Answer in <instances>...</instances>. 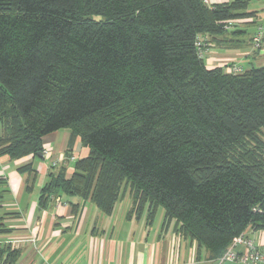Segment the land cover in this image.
I'll use <instances>...</instances> for the list:
<instances>
[{
	"label": "trees",
	"instance_id": "obj_1",
	"mask_svg": "<svg viewBox=\"0 0 264 264\" xmlns=\"http://www.w3.org/2000/svg\"><path fill=\"white\" fill-rule=\"evenodd\" d=\"M248 2L0 0V156L42 157L63 128L64 162L77 137L88 147L70 173L50 162L38 208L77 197L109 214L128 191L133 212L162 206L214 258L264 228V64L233 72L195 45L241 47L257 26ZM18 170L31 191L36 170ZM8 192L0 176V207ZM20 253L0 239V264Z\"/></svg>",
	"mask_w": 264,
	"mask_h": 264
},
{
	"label": "crops",
	"instance_id": "obj_2",
	"mask_svg": "<svg viewBox=\"0 0 264 264\" xmlns=\"http://www.w3.org/2000/svg\"><path fill=\"white\" fill-rule=\"evenodd\" d=\"M230 0H209L210 5ZM249 11L256 12L257 25L262 31L260 45L253 42L256 27L248 39L244 40V48H225L215 52L208 63L226 65L228 60L246 67L264 63V0H249ZM227 37V36H226ZM56 130L43 137V145L47 147V156L38 157L35 183L39 190L47 179L49 163L64 155L68 145L70 130ZM78 157L87 155L88 147L81 144L79 137L74 140L72 153ZM30 155L10 159L0 156V176L7 180L9 192L0 207V214L6 213L5 224L14 230L0 235L3 240L18 238L21 253L18 264H260L253 261H218L195 239L183 234L174 220L165 224L164 210L157 207L152 218H149L148 206L139 212L132 211V199L128 191L125 201L115 202L109 214L104 213L91 201L80 198L52 201L45 209L37 206V195L27 190L28 173L19 172L24 164H34ZM76 158V156H75ZM72 170V169H71ZM68 171V169H67ZM68 173V172H67ZM70 173V172H69ZM24 178V179H23ZM77 203L78 209H73ZM8 213L10 215H8ZM13 214V215H12ZM244 234L253 240L258 250L264 252V228L255 229L247 226ZM32 237L34 244L24 239ZM234 251L241 252L244 247L236 245Z\"/></svg>",
	"mask_w": 264,
	"mask_h": 264
},
{
	"label": "built area",
	"instance_id": "obj_3",
	"mask_svg": "<svg viewBox=\"0 0 264 264\" xmlns=\"http://www.w3.org/2000/svg\"><path fill=\"white\" fill-rule=\"evenodd\" d=\"M204 1L206 3H209V0H204ZM261 38H262V31L260 28H258L254 32V36H253V42L255 46L260 45ZM195 45L197 48V55L199 57H205L209 53L210 48H211L208 38L205 36L197 37L195 41ZM242 69H243L242 66L236 63H233L231 64V66H229V70L233 72H238V71L240 72ZM47 154H48V149L46 146L43 145L42 155L47 156ZM73 159H74L73 155L69 156V160H73ZM59 160L60 159H54L51 161V164L57 165L59 163ZM238 244L244 247L243 251L241 252L234 251L233 248ZM225 260L240 261L243 263L247 261H253L256 263L264 264V252L258 250L257 247L254 245L253 240L247 237L244 234V232H241L231 239V242L227 246L225 251L222 253L220 257H218V261H225Z\"/></svg>",
	"mask_w": 264,
	"mask_h": 264
},
{
	"label": "rangeland",
	"instance_id": "obj_4",
	"mask_svg": "<svg viewBox=\"0 0 264 264\" xmlns=\"http://www.w3.org/2000/svg\"><path fill=\"white\" fill-rule=\"evenodd\" d=\"M255 28V26H251V25H247L246 26V32H245V35H243L242 37H241V39H243V40H246V39H248V37L250 36V33H251V31L253 30ZM256 29V28H255ZM225 36H230L229 34H226ZM244 47H246V45H242L240 48H244ZM219 51H224V49H220V47H214L213 48V46H211V48H210V51H209V53L204 57L205 58V62L207 63V64H210V63H208L209 62V60L210 59H212V57H213V55L215 54V52H219ZM230 65L231 64H233V63H236V62H234L233 60H228L227 61ZM236 64H238V63H236ZM264 64V63H263ZM263 64H261V65H263ZM240 65L243 67V68H246V64L245 63H240ZM229 68V67H228ZM59 131H64V129H60ZM71 155H73L74 156V159H77L78 158V154L76 153V152H74V153H72ZM65 155H63V157L62 156H60V157H58L57 156V159H60L59 160V164H61V163H63L67 168L66 169H68V173L69 172H71L72 170V164H73V161L72 160H67V161H65L64 162V159H65V157H64ZM75 156H76V158H75ZM44 157V156H43ZM62 157V158H61ZM34 164H33V168H36V166L38 165V163L40 162L39 161V158L38 157H35L34 158ZM43 163H45V164H50L49 163V161L48 162H46V161H43ZM24 179V178H23ZM36 180V179H35ZM27 182L28 183H30L31 182V180L30 179H28L27 180ZM33 186H35L34 187V189H33V193H36V191L38 190L37 188H36V183L34 182V185ZM38 192V191H37ZM128 196V192H126V194H125V196H124V198L122 199V201H125V198ZM162 207V206H161ZM161 207H159V209L161 210L162 208ZM8 215H10L9 213H8ZM13 215V214H12ZM7 217V216H6ZM7 240H9V241H11L15 246L18 244L17 242H22V240L21 239H18V238H12V239H7ZM21 240V241H20ZM25 241H29V243H32V245L34 244V239L32 238V237H30V238H27V239H24ZM17 247V246H16Z\"/></svg>",
	"mask_w": 264,
	"mask_h": 264
}]
</instances>
